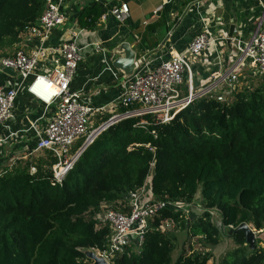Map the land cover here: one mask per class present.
<instances>
[{"label": "trees", "instance_id": "1", "mask_svg": "<svg viewBox=\"0 0 264 264\" xmlns=\"http://www.w3.org/2000/svg\"><path fill=\"white\" fill-rule=\"evenodd\" d=\"M46 5L0 0V58L37 24ZM103 14L101 7L86 8L78 25L93 31ZM146 120L153 117L125 119L102 132L62 183L54 179L57 160L50 152L35 165L6 169L0 175V264H93L85 251L104 252L112 236L108 225L97 229L95 214L103 204L128 203L145 185L154 200L191 204L199 197L206 211L219 212L228 231L244 223L264 231V80L234 90L226 102L199 98L170 124L141 126ZM169 219L190 237H204L205 248L223 238L208 213L189 221L165 209L143 247L126 248L112 264H208L211 253L186 250L174 263V238L159 230ZM232 237L236 249L218 264H264V250H251L243 231Z\"/></svg>", "mask_w": 264, "mask_h": 264}, {"label": "built area", "instance_id": "2", "mask_svg": "<svg viewBox=\"0 0 264 264\" xmlns=\"http://www.w3.org/2000/svg\"><path fill=\"white\" fill-rule=\"evenodd\" d=\"M66 0H46V10L34 26H29L20 35L17 50L11 57L0 58L2 68L13 69L17 72L18 83L13 88L0 86V127L4 126L13 117V108L21 91H26L34 100L45 105L46 108H55L54 118L49 122L44 134H38V150L47 151L56 158L57 162L52 170L57 183H62L67 174L73 169L83 151L80 149L73 155L72 150L79 140L87 138L85 143L90 146L95 139L114 124L130 118L152 116V121H144L140 125L170 124L175 117L188 108L195 100L210 95L212 89H195V75L189 57H198L204 51L217 46L219 39L201 33L193 39L185 52L171 51V57L157 69L148 70L149 63L145 58L136 61V71L133 77L122 81L123 92L119 101L110 106L93 107L82 99L80 92L71 90V83L82 61L81 51L77 40L79 33H72V40L62 45H49L53 31L62 27L68 16L65 12ZM263 8V16L256 24V28L248 41L230 39L234 42L237 61L233 68L224 77L223 83L229 86L225 93L209 96L219 102H226L233 93L234 85L238 82L239 71L245 62L256 70L260 77H264V0H259ZM118 23H124L130 16V7L126 3L115 6L110 11ZM158 11L155 12L157 14ZM26 41H37L36 47L27 51ZM186 87L187 92H182ZM116 113L107 121L95 127L102 130L96 137L91 132L94 115H104L108 111ZM121 112H118V111ZM125 110V112H122ZM112 121L114 123L110 124ZM97 128V129H96ZM95 131V132H96ZM92 138V139H91ZM84 143V144H85ZM83 144V145H84ZM87 146V147H88ZM35 168L32 172H35ZM150 186L145 185L141 190L131 193L128 203L118 202L116 206L103 204L105 207L95 214L96 226H110L112 236L108 248L99 252L98 257L107 264H112L113 258L122 254L126 248L141 249L145 237L151 229L152 222L163 210L169 209L180 212L181 218L193 220L208 213L215 227L222 233L228 232L223 225L222 217L215 210L206 211L200 202L191 204L154 200L150 195ZM176 223L173 219L165 220L159 226L163 233L174 230ZM256 235L264 231H256ZM197 239V240H196ZM204 237L193 238L201 254L209 249L203 247L200 240ZM196 251L191 252V254Z\"/></svg>", "mask_w": 264, "mask_h": 264}, {"label": "crops", "instance_id": "3", "mask_svg": "<svg viewBox=\"0 0 264 264\" xmlns=\"http://www.w3.org/2000/svg\"><path fill=\"white\" fill-rule=\"evenodd\" d=\"M122 3L129 5L130 16L126 22L118 23L110 11ZM93 6L104 9L97 28L93 31L80 28L78 18L82 11ZM65 12L68 21L53 31L49 45H62L72 40L73 32L79 33L77 43L82 61L70 88L80 92L85 102L97 108L105 105L112 107L123 92V76L112 66V62L120 57L115 54L116 48L129 44L136 54V61L145 58L149 65L144 73L168 61L172 50L185 52L201 33L219 41L217 46H211L198 57H189L195 75V89L207 90L217 85L209 96L225 93L229 86L223 83L224 77L237 61L234 42H229V35L235 29L233 39L248 41L263 16L259 0H66ZM37 43L26 41L24 47L30 51ZM263 80L264 77H260L250 63L245 62L233 91L256 88ZM18 81V76L0 71V86L13 88ZM182 92H187L186 87ZM116 112L110 110L104 115H94L92 126H99ZM54 114V107L46 108L24 90L19 93L13 117L0 127V175L6 169L12 170L28 163L35 165L46 154L47 151L38 150V134H44ZM99 131H96L97 135ZM81 147L77 142L73 155ZM196 201L200 202L199 197ZM104 207L102 205L101 209ZM196 217L198 219L199 215L196 214ZM192 219L196 220L195 216ZM170 236L174 241L177 238L176 233ZM190 240L193 241L192 237ZM230 240L226 243L229 244ZM223 243L221 241L217 247L209 249L212 257L208 264H218L217 257L223 258L237 247L234 244V248L228 251V248L222 247ZM257 248L264 250V233L257 236ZM194 249L190 251L197 252Z\"/></svg>", "mask_w": 264, "mask_h": 264}, {"label": "water", "instance_id": "4", "mask_svg": "<svg viewBox=\"0 0 264 264\" xmlns=\"http://www.w3.org/2000/svg\"><path fill=\"white\" fill-rule=\"evenodd\" d=\"M143 1V0H140ZM235 33V29H232L230 35H229V42L230 39L233 37V34ZM115 54L120 55L119 58L114 60L112 62V66L117 70L119 73L123 76V81L125 79H129L134 76L136 71V54L131 49L129 44H123L120 47L116 48ZM2 71L7 73L11 76H17V72L13 69H4L2 68ZM87 148V143H85L81 149L83 152ZM238 231H243L245 233V240L247 245L251 250L257 249V235L256 232L246 223L240 225L237 229H231L230 235L237 233ZM88 258L92 261H94V264H107L102 258L98 257L95 253L89 254Z\"/></svg>", "mask_w": 264, "mask_h": 264}, {"label": "rangeland", "instance_id": "5", "mask_svg": "<svg viewBox=\"0 0 264 264\" xmlns=\"http://www.w3.org/2000/svg\"><path fill=\"white\" fill-rule=\"evenodd\" d=\"M71 39V38H70ZM13 51H14V46H12L11 48H7L5 51H4V56H11L13 54ZM263 78V77H262ZM97 127V126H96ZM97 129V128H96ZM95 130V127H92L91 129V132H93ZM96 131V130H95ZM94 131V132H95ZM81 141V140H79ZM81 143L78 142V145H80ZM100 214H103V211H100ZM171 233H176L177 234V238L175 239L176 243H175V251L173 253V261L174 263L177 261V259L180 257L182 251H190L191 248H198L200 249V246L198 247V243L197 242H193L190 240V236L187 234V232H184L182 230H180V228H175L174 230H172L169 235ZM233 236V235H232ZM230 235V230L226 233H224V236L222 238L221 241H223L224 243L222 244V247L227 249L228 248V251H231V249L234 248V246L236 245L233 237ZM231 239L229 241V244H227L226 242ZM197 240V239H196ZM235 244V245H234ZM231 245V246H230ZM197 246V247H196ZM221 248V247H220ZM194 249V250H196ZM86 255L89 256V254H92V253H95L96 255L99 254V250H86ZM198 253L201 254L198 250ZM208 253V252H207ZM206 253V254H207ZM191 254V253H189ZM220 256V255H218ZM222 259V256L221 257H217V260L216 263H218L220 260ZM92 263L94 264V261H92Z\"/></svg>", "mask_w": 264, "mask_h": 264}, {"label": "bare ground", "instance_id": "6", "mask_svg": "<svg viewBox=\"0 0 264 264\" xmlns=\"http://www.w3.org/2000/svg\"><path fill=\"white\" fill-rule=\"evenodd\" d=\"M114 122H115V121H112L110 124H112V123H114ZM106 127H107V126H105L103 129H105ZM103 129H102V130H103ZM102 130H100V131L98 132V134H99ZM93 134H94V135L92 136V138L95 137L96 132H93ZM92 138H91V139H92ZM87 146H88V144H87ZM82 151H83V150H82Z\"/></svg>", "mask_w": 264, "mask_h": 264}, {"label": "clouds", "instance_id": "7", "mask_svg": "<svg viewBox=\"0 0 264 264\" xmlns=\"http://www.w3.org/2000/svg\"><path fill=\"white\" fill-rule=\"evenodd\" d=\"M98 127V126H97ZM193 239V238H192ZM198 253V252H197Z\"/></svg>", "mask_w": 264, "mask_h": 264}]
</instances>
